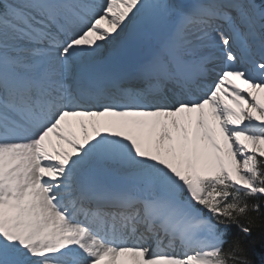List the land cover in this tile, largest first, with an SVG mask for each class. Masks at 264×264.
<instances>
[{
  "label": "snow or ice",
  "instance_id": "obj_1",
  "mask_svg": "<svg viewBox=\"0 0 264 264\" xmlns=\"http://www.w3.org/2000/svg\"><path fill=\"white\" fill-rule=\"evenodd\" d=\"M241 192L264 0H0V264H253Z\"/></svg>",
  "mask_w": 264,
  "mask_h": 264
},
{
  "label": "trees",
  "instance_id": "obj_2",
  "mask_svg": "<svg viewBox=\"0 0 264 264\" xmlns=\"http://www.w3.org/2000/svg\"><path fill=\"white\" fill-rule=\"evenodd\" d=\"M241 197L248 204L249 208L256 204H259L260 206L259 214L256 212H250L249 217L254 218L256 220V224L261 227H254L253 230H251V234L244 239L243 243L248 250L250 258L253 260V264H264V197H245L242 192ZM228 199V201H230L231 197ZM247 219L248 217L241 218V224H246ZM226 226L227 229H229L227 237L228 240L222 252L225 255V259L228 264H231L229 259L231 253V243L234 240L239 239L243 235V232L241 227L237 224H229Z\"/></svg>",
  "mask_w": 264,
  "mask_h": 264
},
{
  "label": "clouds",
  "instance_id": "obj_3",
  "mask_svg": "<svg viewBox=\"0 0 264 264\" xmlns=\"http://www.w3.org/2000/svg\"><path fill=\"white\" fill-rule=\"evenodd\" d=\"M224 264H228V262H227V260H226V259H224Z\"/></svg>",
  "mask_w": 264,
  "mask_h": 264
},
{
  "label": "rangeland",
  "instance_id": "obj_4",
  "mask_svg": "<svg viewBox=\"0 0 264 264\" xmlns=\"http://www.w3.org/2000/svg\"><path fill=\"white\" fill-rule=\"evenodd\" d=\"M77 132H79V130L77 129Z\"/></svg>",
  "mask_w": 264,
  "mask_h": 264
}]
</instances>
